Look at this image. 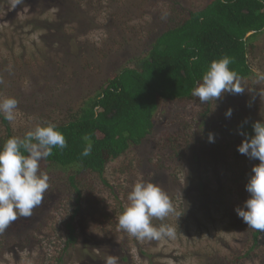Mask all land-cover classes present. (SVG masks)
Wrapping results in <instances>:
<instances>
[{"label":"rangeland","instance_id":"374dc122","mask_svg":"<svg viewBox=\"0 0 264 264\" xmlns=\"http://www.w3.org/2000/svg\"><path fill=\"white\" fill-rule=\"evenodd\" d=\"M66 1L65 7L51 0H23L13 7V0H0V98L18 100L16 120L10 123L13 136L23 137L37 124L65 121L71 106L93 95L135 52L148 49L175 1L180 17L210 0ZM71 7L81 8L83 20L69 15ZM161 14L166 17L160 18ZM249 61L252 68L264 72V34ZM239 83L245 91L224 93L212 101L206 119L193 101L163 104L151 136L107 164L108 184L95 173H82L86 191L76 219L79 237L65 251V221L75 209L76 196L67 172L40 161L39 170L48 174L49 188L31 214L32 228L38 230L20 236L30 219L18 216L0 233V264H83V259L85 264H106L109 257L122 264L118 244L124 238L132 264H264V233L250 251L254 229L235 211L249 197L246 184L253 165L259 163L238 152L245 139L239 132L249 122L264 120L260 93L264 82L258 84L253 75ZM229 108L230 118L225 115ZM170 132L173 138L168 139ZM209 134H214V142H209ZM6 135L0 115V138ZM199 178L210 189L204 203L196 204L197 218L190 213L184 224L182 218L177 220L178 212H185L183 199L204 196ZM140 181L155 183L169 195L176 210L163 224L175 228L174 237L135 241L119 227L120 210ZM205 203L211 205L210 213H205ZM84 233L101 240L102 251L93 249L90 257L85 256ZM6 237L14 242L9 244ZM142 248L147 256L140 253Z\"/></svg>","mask_w":264,"mask_h":264},{"label":"trees","instance_id":"16d2710c","mask_svg":"<svg viewBox=\"0 0 264 264\" xmlns=\"http://www.w3.org/2000/svg\"><path fill=\"white\" fill-rule=\"evenodd\" d=\"M52 1L62 7L68 6L66 0ZM175 2L172 12L167 14L164 28L152 39L148 49L135 52L126 64L103 81L93 95L85 97L76 107L71 106L65 121L56 124L66 139V147L53 148L52 154L41 162L67 172L68 185L76 196L75 209L68 221H65L67 229L64 251L73 246L79 237L76 219L80 213L82 198L85 196L83 193L86 191L82 173H95L103 183L108 184L104 177L107 164L129 149L142 145L151 136L158 113L166 102L193 101L202 109L201 117L206 119L211 111V102L202 104L192 95V90L197 81H202L213 60L229 58V67L237 74L239 80L255 75L249 55L254 51L260 36L264 34V0H210L203 7L187 9L180 17L175 13V10L179 11V2ZM80 9L69 8V15L83 20L85 16L82 17ZM161 16L166 17L162 14L159 17ZM64 36H61L60 40ZM193 56L198 57L195 62L191 59ZM1 117L7 135L0 138V146L13 136L10 123L2 115ZM255 122L246 125V132L243 128L249 137L254 135L252 125ZM172 132L167 134L166 138H173ZM89 145L90 154L83 156V151ZM197 184L201 189L205 188L204 200L183 199L181 205L185 207V212L179 211L177 220L182 218L184 224L190 213L197 216L194 210L196 204L200 200L204 203L210 189L201 178ZM205 207V213H210L211 205L205 203ZM124 208L125 206L120 210L121 213ZM33 217L34 215H30L26 218L31 221H25L26 229H23L20 236L37 229L32 228L35 223ZM163 223L164 220L152 219V224L156 227ZM124 234L129 233L124 231ZM261 234L252 230L254 242L250 251L256 248ZM132 238L139 241L134 236ZM18 240L25 248L22 237H18ZM83 240L85 256L90 257L91 251L95 252L93 249L99 248L102 251L104 243L95 236L84 233ZM7 241L9 244L10 241L14 242L12 238ZM126 242L127 239L124 238L118 244V249L122 250L120 259L122 264H132L133 255L126 248ZM33 247L36 248H29ZM140 253L147 256L145 248H142ZM82 263L85 264L84 259Z\"/></svg>","mask_w":264,"mask_h":264},{"label":"clouds","instance_id":"9594fccd","mask_svg":"<svg viewBox=\"0 0 264 264\" xmlns=\"http://www.w3.org/2000/svg\"><path fill=\"white\" fill-rule=\"evenodd\" d=\"M23 0H13V7ZM195 62L198 57L193 56ZM231 60L227 57L213 60L192 90L202 104L217 101L224 93L241 94L246 87L239 83V77L230 69ZM257 83L264 82V72L252 69ZM2 83V81H0ZM264 97V91H260ZM18 100L15 97L0 98V115L13 123L16 120ZM230 118L232 109L225 113ZM254 135L250 137L241 129L240 135L245 139L238 145V152L251 160H258L253 165L246 184L250 194L243 207L235 211L248 228L264 233V121L253 125ZM209 142H214V134H209ZM66 147V139L54 123L37 124L23 137L11 136L0 146V233H2L18 216L28 217L43 200L49 188V176L40 171V161L49 157L53 148ZM91 146L85 148L82 155L88 156ZM128 204L119 215L121 229L139 240H159L162 237H174L175 228L161 224L156 227L152 219L163 221L175 208L169 195L157 184L140 181L135 183L127 196ZM181 217V216H180ZM106 264H116L109 257Z\"/></svg>","mask_w":264,"mask_h":264}]
</instances>
